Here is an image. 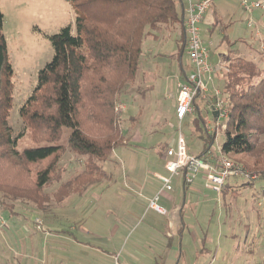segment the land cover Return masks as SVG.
Instances as JSON below:
<instances>
[{
	"label": "rangeland",
	"instance_id": "374dc122",
	"mask_svg": "<svg viewBox=\"0 0 264 264\" xmlns=\"http://www.w3.org/2000/svg\"><path fill=\"white\" fill-rule=\"evenodd\" d=\"M249 1H260L262 7L246 13L239 0H214L213 4L227 22L224 32L229 40L240 38L247 44L235 54L262 66L264 0ZM0 11L12 68V107L7 120L11 136L16 137L15 147L23 150L38 145L22 123L20 108L37 83L38 71L53 56L48 36L68 24L73 25L74 13L68 0H0ZM209 14L201 27L202 37H206L205 28L212 21ZM222 27L218 23L214 28L213 41L221 39ZM168 33L162 44L149 38L144 40L135 79L118 96L120 102L115 109L120 115L124 138L101 163L108 177L91 185L87 193L71 194L61 203L52 199L43 210L20 200L12 202L11 210L4 209L0 195V264H40L37 257L42 251L38 245L41 240L48 236H80L83 228L94 227L96 223L106 234L114 225L118 226L117 236L121 237L125 250L132 249L135 240L144 241L147 244L142 247L138 244L135 250L151 253L156 260L163 258L165 264L170 259L177 264H264V177L250 173L253 179L231 178L238 184L250 179L252 184L235 183L231 186L234 190L224 194L214 192L203 180L200 198L185 197V201L196 205L188 209L186 228L179 234L167 225L166 215L150 207L149 198L153 199L160 188L155 176H168L164 168L165 151L175 145L179 131L185 138L188 153L198 154L203 148L200 133L193 132L192 116H186L180 126L175 118L177 82L188 71L184 67L181 75L179 62L184 65L187 55L179 50L180 35L174 41ZM234 44L231 49L240 47V42ZM237 55H230L229 59ZM219 86L222 88V81ZM119 105L123 106L122 110ZM202 115L207 118L208 128L216 132L212 147L217 149L224 140L223 128L216 126L205 106ZM223 122L220 118L218 124ZM199 127L202 128L201 123ZM67 133L65 130L60 143H64ZM259 140L263 141L264 137L260 136ZM227 157L244 164L253 162L252 157L244 154ZM86 162L87 157L66 151L59 162L63 170L61 181L80 172ZM260 165L264 167V159ZM243 170L247 172L245 167ZM180 177L173 176L170 194L181 193ZM56 186L57 182L46 188V192L51 193ZM157 204L165 207L162 199ZM35 218L41 221V229L36 228ZM71 227L75 228L73 232ZM168 241L172 244L171 251L166 248Z\"/></svg>",
	"mask_w": 264,
	"mask_h": 264
},
{
	"label": "trees",
	"instance_id": "16d2710c",
	"mask_svg": "<svg viewBox=\"0 0 264 264\" xmlns=\"http://www.w3.org/2000/svg\"><path fill=\"white\" fill-rule=\"evenodd\" d=\"M68 1L74 23L48 36L53 56L38 71L37 83L19 111L38 145L23 150L15 147L16 137L11 136L7 120L12 107V68L0 11V195L7 210L17 200L43 210L52 199L61 203L108 177L101 163L124 138L116 103L124 87L135 79L144 40L161 28L176 27L179 50L185 49L180 0ZM222 79L228 114L220 152L252 157L249 164L235 162L247 174L264 177L260 165L264 140H259L264 137V64L230 58ZM193 105L194 113L189 116L193 132H199L203 140V148L195 154L200 156L213 145L216 132H208L207 118L202 115L205 101L197 96ZM65 130L67 136L60 143ZM66 151L87 157V162L80 172L61 181L59 162ZM55 182L54 191L46 192Z\"/></svg>",
	"mask_w": 264,
	"mask_h": 264
},
{
	"label": "crops",
	"instance_id": "0c3cea01",
	"mask_svg": "<svg viewBox=\"0 0 264 264\" xmlns=\"http://www.w3.org/2000/svg\"><path fill=\"white\" fill-rule=\"evenodd\" d=\"M180 5L182 6V0H180ZM71 6V5H70ZM215 4L209 8V10L204 15V18L200 24V29L203 27L204 19L209 14L212 21L208 27L205 28L206 37H202L205 41H211L212 45L208 49V60L214 65V73L212 74V79L208 82V88L210 93H212L215 89L222 90L221 86H219L220 81L223 79V73L226 69V64L229 61L230 55H237L238 51L242 49V46L246 47V42L243 43L240 38L235 39L234 42L230 41L228 35L224 32L227 26V22L223 21V16L221 13L216 11ZM72 9V8H71ZM222 23L223 27L221 28L222 37L219 41H213L211 39V35L214 32V28L217 24ZM166 32L172 35V39L175 41L180 35L179 30L175 27L169 28H161L159 31L157 30L152 35H149L147 38L152 39L153 41H159L162 44L166 37ZM258 37V36H256ZM264 37V36H263ZM238 41L240 42V47L238 49H231L232 45ZM175 43V42H174ZM177 48V46L174 44ZM211 50V52H210ZM148 53H151L148 50ZM186 56L185 49L182 52ZM240 57L241 55H237ZM182 57V55H181ZM181 59V58H180ZM180 64V72L181 75H184V67L189 70L187 66V56L185 58L184 65ZM205 101V107L207 106L208 101ZM175 106H176V99H175ZM207 108V107H206ZM175 112V108H174ZM158 176L156 175L157 181L160 183V188L158 192L154 193L155 196L158 194V200L162 199V203L165 204L164 206L167 208L166 214H158L163 215L166 217L167 225L173 227L176 230V233H180L182 230H185V221L189 219L187 214L188 209L194 208V203L191 201H185V197H197L200 198V195L203 194L202 188L203 186V178L202 175L197 178V180L190 184H186L182 177L180 180L181 185V193L177 194L174 191V195L170 194L173 191V188L169 191L161 189V181L159 180ZM178 176V175H177ZM181 176V175H179ZM235 183L237 185L238 181L236 179H229L227 181V186L223 187V194L228 192L229 190H234L233 187ZM245 183V182H244ZM90 190L86 189L85 193L89 192ZM159 194L162 196L160 197ZM73 195V194H72ZM71 196V195H70ZM68 196V197H70ZM153 196V198L155 197ZM66 197L65 199H67ZM179 198H182L179 201ZM152 198H149V204ZM198 201V200H197ZM198 203V202H196ZM164 207V208H165ZM168 215V216H167ZM99 223L94 224V227H89L88 229L83 228L80 232L81 235H66V236H48L40 241L39 248H41V255L37 258V261L40 264H165L163 263V258H159L156 260L151 253L146 251H136L135 246L140 245L141 247L143 244H147L144 241L137 242L135 240L133 248H128L127 250L124 249L121 237L117 236V232L119 230L118 226L114 225L111 229H109L108 233H104L103 227H99ZM87 228V227H86ZM71 231L73 232L75 228L71 227ZM167 236V235H166ZM169 237V236H168ZM146 241V240H145ZM170 245H172L169 241L167 243V249L171 251ZM161 248V247H160ZM170 251L168 253H170ZM152 252V251H151ZM148 253V254H147ZM164 256V255H163ZM167 264H177V262L172 263V260H169Z\"/></svg>",
	"mask_w": 264,
	"mask_h": 264
},
{
	"label": "built area",
	"instance_id": "2783aa9c",
	"mask_svg": "<svg viewBox=\"0 0 264 264\" xmlns=\"http://www.w3.org/2000/svg\"><path fill=\"white\" fill-rule=\"evenodd\" d=\"M213 2L214 0H182L183 32L189 70L184 78L177 82L175 118L178 126L186 116L194 113L193 100L199 96L208 101L206 107L211 114L217 111V117L212 115L213 120L217 122L216 126L225 128V122L218 124L219 119L223 118L225 121L228 114L222 92L215 89L210 93L208 88V82L211 81L214 73V65L208 60V49L212 42L203 40L200 34V24ZM239 2L246 13H252L253 10L262 7L260 1L239 0ZM119 108L122 110L123 106L119 105ZM208 132L212 130L208 128ZM164 168L168 176H158V178L161 181V189L166 191L172 189L171 180L176 175H181L183 181L190 184L198 174H201L206 185L218 194L231 178L238 176L254 178L244 172L243 167L234 160L223 155L220 147L214 149L211 146L200 156L188 153L185 138L180 131L175 145L166 148ZM157 199L158 194L150 201V207L160 214H166V210L157 204ZM34 223L37 229H41V221L38 218L34 219Z\"/></svg>",
	"mask_w": 264,
	"mask_h": 264
},
{
	"label": "water",
	"instance_id": "95a60500",
	"mask_svg": "<svg viewBox=\"0 0 264 264\" xmlns=\"http://www.w3.org/2000/svg\"><path fill=\"white\" fill-rule=\"evenodd\" d=\"M212 115H213L214 117H217V111H216V110L213 111V112H212Z\"/></svg>",
	"mask_w": 264,
	"mask_h": 264
}]
</instances>
